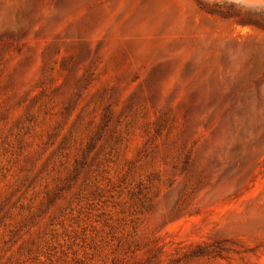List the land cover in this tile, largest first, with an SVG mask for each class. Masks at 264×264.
Instances as JSON below:
<instances>
[{"label": "rangeland", "instance_id": "obj_1", "mask_svg": "<svg viewBox=\"0 0 264 264\" xmlns=\"http://www.w3.org/2000/svg\"><path fill=\"white\" fill-rule=\"evenodd\" d=\"M0 264H264V4L0 0Z\"/></svg>", "mask_w": 264, "mask_h": 264}, {"label": "bare ground", "instance_id": "obj_2", "mask_svg": "<svg viewBox=\"0 0 264 264\" xmlns=\"http://www.w3.org/2000/svg\"><path fill=\"white\" fill-rule=\"evenodd\" d=\"M238 1V0H236ZM243 3L246 4H256V3H264V0H241Z\"/></svg>", "mask_w": 264, "mask_h": 264}, {"label": "water", "instance_id": "obj_3", "mask_svg": "<svg viewBox=\"0 0 264 264\" xmlns=\"http://www.w3.org/2000/svg\"><path fill=\"white\" fill-rule=\"evenodd\" d=\"M236 1V0H235ZM239 2H242L241 0H238ZM243 3V2H242ZM246 4V3H245ZM256 4H258V5H262V4H264V3H256ZM256 4H253V5H256Z\"/></svg>", "mask_w": 264, "mask_h": 264}]
</instances>
